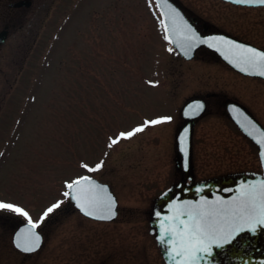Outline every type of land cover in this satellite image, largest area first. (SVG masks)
Instances as JSON below:
<instances>
[{"label":"rangeland","instance_id":"374dc122","mask_svg":"<svg viewBox=\"0 0 264 264\" xmlns=\"http://www.w3.org/2000/svg\"><path fill=\"white\" fill-rule=\"evenodd\" d=\"M177 1L264 46V8ZM30 30L20 67L18 53L0 60V201L34 222L61 204L37 228L43 243L30 254L11 242L27 219L0 210V264H164L148 222L154 199L180 177L175 135L184 100L225 95L264 127V81L204 55L179 58L153 0H48ZM164 117L171 119L145 126ZM137 127L143 131L110 146ZM190 162L195 180L259 166L255 147L220 112L192 130ZM82 164L102 166L88 172ZM82 175L110 186L112 221L82 217L63 195Z\"/></svg>","mask_w":264,"mask_h":264},{"label":"water","instance_id":"95a60500","mask_svg":"<svg viewBox=\"0 0 264 264\" xmlns=\"http://www.w3.org/2000/svg\"><path fill=\"white\" fill-rule=\"evenodd\" d=\"M232 2V0H224ZM156 6L161 16V25L163 28L164 38H165V24L168 25L167 36L165 39L169 42L182 56L184 59H191L196 51L201 46L214 51L219 58L226 63L231 68L236 71L264 79V76L250 74L249 71H241L240 66L235 60V57L231 56L228 51V46L223 43V41H229L237 45H243L255 48L249 44L237 41L225 35H208L202 36L196 31L195 27L181 12V10L168 0L167 5L164 4V0H155ZM237 4V3H234ZM159 5V6H158ZM246 6H264L260 4H239ZM172 10H174L176 16L175 21L177 25V30H173V23L170 19L172 15ZM183 30V31H181ZM188 30L194 34V39L189 42L185 39V36L189 34ZM201 41H207V43H202ZM175 42V43H174ZM191 43V47H189ZM262 51V50H260ZM203 105L201 102L189 101L183 107L181 111V116L186 120V123L180 128L176 135L175 145H176V158L175 167H178L179 161L183 160L184 165L189 162L191 155L190 138L192 133L193 121L196 116H198L203 111ZM195 109V111H194ZM226 111L229 118L238 127L241 133L246 136L251 142H253L258 147V154L263 169L262 174H254L252 176L241 175L240 177L229 179L223 181L222 184L228 186L227 189H221V185L215 180L201 181L194 183L192 185H175L153 201L151 212H150V233H155V240L159 247L160 253L166 264H174L172 259V243H161L159 236L164 234V228H174L173 217L178 216L180 212L190 211L189 206H204L209 209H226L233 205V202L239 196L242 186L259 184L264 181V145L258 143L264 137H261L260 132H264L261 125L246 111V109L234 102L226 103ZM91 180L98 187H102L108 195H110L115 200V215L111 219H95L90 216L84 215V213L77 206L76 200L69 197V200L73 207L84 217L97 220V221H112L117 215V199L112 193L110 187L102 183L95 178L90 177ZM178 192L173 195L174 190ZM68 190V189H67ZM102 212V210H101ZM98 212L97 214H101ZM159 213V216L156 214ZM181 219H186L185 217H180ZM178 223V220L176 221ZM242 225L244 230L235 235V238L230 243L220 242L222 246L217 247L216 244L210 245L211 255L205 253H198V259L195 260L194 264H220L218 259V254L226 256L227 259L225 264H264V226L257 225L256 231L253 233L248 230L247 224L243 221H236V226ZM29 227L28 223H23L19 225L12 234V244L13 246L22 253H32L24 252L18 249L15 245L17 242V234L23 232ZM235 227V226H234ZM36 231V230H35ZM40 236V246L42 244V235L36 231ZM37 248V250L40 248ZM178 246V245H177ZM230 249L227 251V249ZM35 250V251H37ZM34 252V251H33ZM176 261L180 264H187L183 257H176Z\"/></svg>","mask_w":264,"mask_h":264},{"label":"snow or ice","instance_id":"6c2138e0","mask_svg":"<svg viewBox=\"0 0 264 264\" xmlns=\"http://www.w3.org/2000/svg\"><path fill=\"white\" fill-rule=\"evenodd\" d=\"M167 2L168 0H164L165 5H167ZM232 2L237 4L264 5V0H232ZM175 16L176 14L172 10L170 19L172 20L174 31L177 30ZM164 29L165 39H168L167 24H165ZM188 32L189 34L185 36V39L191 42L194 39V34L190 30ZM201 42L207 43V41ZM223 43L228 46L229 54L235 57L241 71L251 70L250 74L264 76V51L237 45L229 41H223ZM191 46V43H189V47ZM169 119L171 118L164 117L145 122V126L148 124H160ZM141 131H143V127H137L128 133H121L119 137L111 140L110 146L119 143L120 139L130 138ZM260 135L264 137V132H260ZM258 143L264 145V139H261ZM81 166L88 172H94L99 170L102 165L97 164L94 168L87 164H82ZM65 187L68 191H65L63 195L76 200L77 206L84 215L95 219H111L115 215V200L105 193L102 187L95 185L90 177H78L71 182H66ZM60 204L61 202L58 201L48 207L39 220L34 222L24 208L0 201V210H7L27 219L29 227L17 234L15 246L24 252L37 250L40 246V236L35 230L50 213L60 207ZM189 207L190 211L180 212L178 216L173 217L174 228H164V234L159 236L162 244H173L172 259L174 264H180V262L176 261V257H183L187 264H194L195 260L198 259V253L211 255V244H216L219 247L222 246L221 241L223 243H230L236 234L244 230L242 225L236 226V221L238 220L246 223L248 230L253 233H255L257 225L264 226V181H261L259 184L242 186L239 196L229 208L223 210L209 209L199 205ZM98 212H101V214H97ZM156 215L159 216V213ZM185 216L186 219L180 218ZM177 220L178 223H176Z\"/></svg>","mask_w":264,"mask_h":264},{"label":"flooded vegetation","instance_id":"af4514ba","mask_svg":"<svg viewBox=\"0 0 264 264\" xmlns=\"http://www.w3.org/2000/svg\"><path fill=\"white\" fill-rule=\"evenodd\" d=\"M48 0H0V60L1 61H8L9 60V54L10 53H18L20 54L17 57L18 60V67H20V64L23 60H25V46H26V39L31 36V26L33 22L35 21V16L40 15L42 8H45V5ZM173 1L183 14L187 17L189 21H192L191 23L195 27V29L201 34V35H209L214 33H223L226 34L232 38H235L237 40L249 43L251 45H254L262 50H264V46L257 44L254 41H250L247 39V37L242 36L236 32L232 31H225L222 28H218L208 22H206L201 17L197 16L195 13L188 11L186 8H184L180 2L177 0H171ZM225 3V2H224ZM232 6L235 9H260L264 7H247V6H240V5H234L230 3H226ZM30 27V28H29ZM32 40V39H31ZM178 55V54H177ZM207 56L211 57L210 59L220 62L219 58L216 56L214 52L211 50H208L205 47L198 48L192 59L190 60H184L179 55L178 57L181 58L184 61H191L195 59L197 56ZM13 62V59H12ZM237 73V72H236ZM247 77V76H245ZM252 78V77H250ZM257 79V78H255ZM188 101H197L201 102L204 109L202 113H200L198 116L195 117L193 121V130L196 127V125L199 123V121L202 119V117L207 116L209 114H213L216 112H220L221 115L226 118L231 125L234 126L232 121L229 119L226 111V103L229 101H235L233 99H230L226 97L225 95L218 94L215 92H207L205 95H194L186 98L183 102L186 103ZM182 104V105H183ZM217 108V109H215ZM220 110V111H219ZM247 111L250 113V111L247 109ZM251 114V113H250ZM252 115V114H251ZM186 120H184L181 116V108L178 112V125L176 126L178 129L180 126H182ZM264 128V127H263ZM246 139V138H245ZM250 145L255 147L248 139H246ZM256 149V147H255ZM257 154V149H256ZM177 171L180 173V177L178 180H176L172 185L179 184L181 185H189L192 184L198 180H195V178L192 176V166L191 162L184 168L182 163L179 161L178 167L176 168ZM255 173H261V167L260 164L255 169H246V170H238V171H232L222 174V176L215 177V181L221 185V187H226V185L222 184L223 181H227L229 179H234L237 177H240L241 175H250ZM224 175V176H223ZM153 236V235H152ZM264 249V248H263ZM230 249L228 248L227 251ZM218 259L220 264H225V261L227 259L226 256H222L221 254H218Z\"/></svg>","mask_w":264,"mask_h":264}]
</instances>
